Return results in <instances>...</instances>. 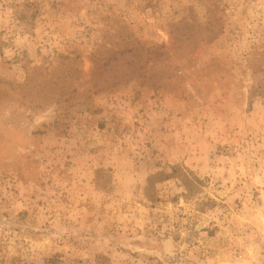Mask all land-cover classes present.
I'll use <instances>...</instances> for the list:
<instances>
[{"label":"rangeland","instance_id":"374dc122","mask_svg":"<svg viewBox=\"0 0 264 264\" xmlns=\"http://www.w3.org/2000/svg\"><path fill=\"white\" fill-rule=\"evenodd\" d=\"M0 264H264V0H0Z\"/></svg>","mask_w":264,"mask_h":264}]
</instances>
